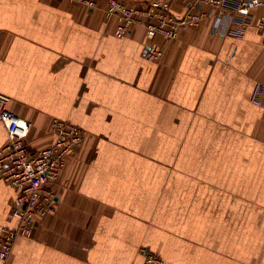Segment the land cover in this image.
<instances>
[{"label":"crops","instance_id":"crops-1","mask_svg":"<svg viewBox=\"0 0 264 264\" xmlns=\"http://www.w3.org/2000/svg\"><path fill=\"white\" fill-rule=\"evenodd\" d=\"M250 13L156 36L150 58L144 27L116 36L103 4L0 0V91L29 145L53 140L54 119L84 130L51 208L0 264H146L143 247L264 264V4ZM15 197L0 173V230L18 223Z\"/></svg>","mask_w":264,"mask_h":264},{"label":"built area","instance_id":"built-area-1","mask_svg":"<svg viewBox=\"0 0 264 264\" xmlns=\"http://www.w3.org/2000/svg\"><path fill=\"white\" fill-rule=\"evenodd\" d=\"M94 9L103 4L107 18L116 17V36L129 32L134 25L144 27L147 47L144 54L150 58L161 54L151 43L156 36L175 39L179 32L198 25L206 16L244 23L251 10L264 4V0H177L179 8L170 6V0H67ZM260 25H264V16ZM10 98L0 91V123L6 129V142L0 147V173L16 190L14 228L0 230V259L6 261L18 236L30 237L37 220L51 208L53 192L48 187L55 181L65 158L84 140V130L70 122L54 119L53 140L41 148H32L28 141L29 120L18 116L9 108ZM146 264H168L150 250L141 251Z\"/></svg>","mask_w":264,"mask_h":264},{"label":"rangeland","instance_id":"rangeland-1","mask_svg":"<svg viewBox=\"0 0 264 264\" xmlns=\"http://www.w3.org/2000/svg\"><path fill=\"white\" fill-rule=\"evenodd\" d=\"M143 248H144L145 250H148V248H146V247H143ZM143 248H141V251H142Z\"/></svg>","mask_w":264,"mask_h":264}]
</instances>
